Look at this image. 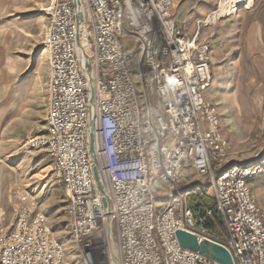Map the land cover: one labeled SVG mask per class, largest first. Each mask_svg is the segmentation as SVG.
Returning a JSON list of instances; mask_svg holds the SVG:
<instances>
[{"label":"built area","instance_id":"1","mask_svg":"<svg viewBox=\"0 0 264 264\" xmlns=\"http://www.w3.org/2000/svg\"><path fill=\"white\" fill-rule=\"evenodd\" d=\"M81 1V43L95 81L96 154L108 180L119 264H219L183 249L179 230L199 243L221 244L235 264H264V208L250 187L264 176V158L228 162L221 116L205 97L214 83L211 48L175 24L172 9L180 0ZM50 11L42 44L50 69L46 130L24 147L54 158L75 251L83 264H98L95 242L109 249L107 212L90 153L92 91L77 44L75 2L55 0ZM209 185L213 205L205 200ZM215 217L226 224L223 240L207 225ZM0 264L71 263L48 218L19 205L10 218L0 212Z\"/></svg>","mask_w":264,"mask_h":264},{"label":"rangeland","instance_id":"2","mask_svg":"<svg viewBox=\"0 0 264 264\" xmlns=\"http://www.w3.org/2000/svg\"><path fill=\"white\" fill-rule=\"evenodd\" d=\"M54 2L0 0V212L10 218L12 209L19 206L22 198H34L36 204L39 202L52 215L50 228L55 240L64 246L68 262L83 264L75 251L69 218L67 221L64 217L68 198L64 195L63 184L52 169L33 172L21 155L24 151L31 152L26 150L24 143L46 130L40 123L47 116L49 106L50 69L42 44L48 34ZM237 10L216 19L213 15L197 33L211 48L214 83L205 97L221 116L229 159L233 163H247L264 158V51L251 50L253 46L248 43V37L234 32L227 19ZM214 22L217 23L214 25ZM133 45L129 38L128 48ZM135 62L138 69V58ZM16 129L22 133L20 142L11 148V136ZM251 184L258 205L264 208V176ZM153 188L159 192L158 187L154 185ZM205 192L208 194L206 202L213 205V187L209 185ZM159 194L162 197L164 191ZM103 244L101 240L95 242V260L98 264H113L109 249Z\"/></svg>","mask_w":264,"mask_h":264},{"label":"crops","instance_id":"3","mask_svg":"<svg viewBox=\"0 0 264 264\" xmlns=\"http://www.w3.org/2000/svg\"><path fill=\"white\" fill-rule=\"evenodd\" d=\"M224 0H180L176 8L173 9V17L177 27L186 35L193 36L201 30L204 23L212 18L214 14L217 13L218 8ZM237 12L232 13L227 19L229 23L232 24L234 32L240 35H246L248 37V43L253 46L250 47L253 51H264V0H244L239 7H237ZM217 22H214V25ZM185 27L187 29H185ZM126 43L129 41L128 37H124ZM213 87V86H212ZM210 91V90H209ZM208 92V91H207ZM206 92V93H207ZM210 96V94H209ZM208 100V98H206ZM49 105V104H48ZM42 126L46 128V117L41 119ZM41 126V127H42ZM19 129H16L13 136H11L10 143L11 148L17 147L19 144ZM9 143V144H10ZM25 152V154H24ZM21 155L27 161L30 167H32L33 172H44L48 169L54 168V158L52 155L46 151H24ZM10 154V152H9ZM228 162L233 164V160L229 159ZM252 186V184H251ZM250 186V187H251ZM47 185L44 186V189ZM20 195V193H19ZM64 195L67 197L66 192ZM20 198V196H18ZM21 199V198H20ZM68 201V199H67ZM17 205L23 206H34L36 207V212L45 215L48 220L52 218V215L46 212L40 206L34 198H22ZM36 205V206H35ZM68 206V204H67ZM67 206L64 210V217L68 221ZM50 224V222H49Z\"/></svg>","mask_w":264,"mask_h":264},{"label":"water","instance_id":"4","mask_svg":"<svg viewBox=\"0 0 264 264\" xmlns=\"http://www.w3.org/2000/svg\"><path fill=\"white\" fill-rule=\"evenodd\" d=\"M75 2V11H76V29H77V44L78 49L85 61V71L89 78V83L91 85V116L89 120L90 125V153L94 162L93 165V172H94V178L95 182L98 188V191L102 197L103 206L107 212V214L111 213V202L109 198L108 192L105 190L101 183V169L99 165V160L96 154V145H95V136H94V122H93V106L95 105V87H94V73L91 66L90 58L88 54L83 50L82 43H81V36H80V27L81 24L84 22V12L81 8V2L80 0H74ZM112 230V225H110ZM109 227V229H110ZM176 237L178 240L179 245L183 249H187L190 251L198 252L202 256L206 257L209 260L215 261L219 264H235L232 255L230 252L224 248L221 244L211 241H204L202 243H199L197 238L185 231H177ZM118 256V255H117ZM116 263V261H114ZM119 262V259H118Z\"/></svg>","mask_w":264,"mask_h":264},{"label":"bare ground","instance_id":"5","mask_svg":"<svg viewBox=\"0 0 264 264\" xmlns=\"http://www.w3.org/2000/svg\"><path fill=\"white\" fill-rule=\"evenodd\" d=\"M244 0H225L223 2H221V10L215 15V19L217 17H220V16H223V15H226L228 13H230L232 10V7L233 6H237L238 4H241V2H243ZM81 2V8L84 10V6L82 5V1L80 0ZM213 23V19L210 21ZM209 22V23H210ZM80 36L82 37L84 35L83 31H80ZM96 106H93V112L96 113ZM102 164H100V168H101ZM101 183L103 185V187L105 188V190L108 192V188H109V185H108V180L106 178V176L104 175V172L103 170L101 169ZM107 218V230H106V238H107V243H108V248H109V253H110V258H111V262L113 264H119L118 262V256H117V251H116V248H115V245H114V241H113V237H112V230H111V216L110 214H107L106 216ZM110 227V229H109ZM116 261V263L114 262Z\"/></svg>","mask_w":264,"mask_h":264},{"label":"trees","instance_id":"6","mask_svg":"<svg viewBox=\"0 0 264 264\" xmlns=\"http://www.w3.org/2000/svg\"><path fill=\"white\" fill-rule=\"evenodd\" d=\"M207 225L215 237L219 240H223L227 235L226 224L220 217H215L214 219H209Z\"/></svg>","mask_w":264,"mask_h":264}]
</instances>
